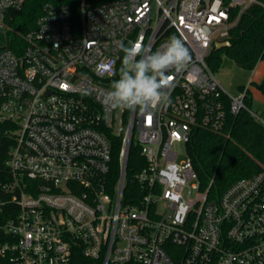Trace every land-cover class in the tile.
Segmentation results:
<instances>
[{
    "label": "built area",
    "instance_id": "2783aa9c",
    "mask_svg": "<svg viewBox=\"0 0 264 264\" xmlns=\"http://www.w3.org/2000/svg\"><path fill=\"white\" fill-rule=\"evenodd\" d=\"M26 1L0 0V33ZM255 3L45 0L20 53L0 49V124L13 141L0 256L13 264H264V161L209 199L187 152L198 127L228 134L229 115L247 108L248 87L231 95L208 57ZM171 37L189 62L166 73L171 103L124 109L115 179L107 133L116 134L118 109L104 94L119 75L120 46L139 41L156 52ZM133 140L145 163L126 194Z\"/></svg>",
    "mask_w": 264,
    "mask_h": 264
},
{
    "label": "trees",
    "instance_id": "16d2710c",
    "mask_svg": "<svg viewBox=\"0 0 264 264\" xmlns=\"http://www.w3.org/2000/svg\"><path fill=\"white\" fill-rule=\"evenodd\" d=\"M44 1L27 0L20 10L9 12L11 29L5 34L0 33V49L9 47L20 53L16 44L22 43L23 35L35 26ZM229 40L230 46L214 48L208 57V64L214 73L228 60L248 70L255 69L264 61V0H259V3L253 4L242 13L231 30ZM119 78L120 72L117 80ZM252 85L264 96V77L260 82H252ZM251 103L252 94L248 88L245 96L247 108L229 115L228 134L198 127L187 143V152L197 172L200 190L208 191L209 199L218 198L233 182L249 177L261 168L264 161V123L251 113ZM126 121L125 116L124 125ZM4 130L5 126L0 124V197L6 194L2 184L10 180L7 160L13 143ZM107 134L113 145L112 175L116 179L120 173L118 163L122 136L114 134L112 130ZM144 163L140 148L136 140H133L127 164L126 194L131 189L132 178ZM83 263H91V260L83 259ZM0 264L13 263L9 256H0Z\"/></svg>",
    "mask_w": 264,
    "mask_h": 264
},
{
    "label": "clouds",
    "instance_id": "9594fccd",
    "mask_svg": "<svg viewBox=\"0 0 264 264\" xmlns=\"http://www.w3.org/2000/svg\"><path fill=\"white\" fill-rule=\"evenodd\" d=\"M129 44L120 46L124 53L120 78L104 94L105 105L114 110L139 107L144 111L171 103L169 93L164 91L171 83L166 73L170 69L183 71L190 59L182 41L171 37L156 52H149L139 41ZM137 56L141 58L137 60Z\"/></svg>",
    "mask_w": 264,
    "mask_h": 264
},
{
    "label": "rangeland",
    "instance_id": "374dc122",
    "mask_svg": "<svg viewBox=\"0 0 264 264\" xmlns=\"http://www.w3.org/2000/svg\"><path fill=\"white\" fill-rule=\"evenodd\" d=\"M218 80L223 87L231 94L238 95L242 87H248L252 94L251 111L264 123V96L254 86L252 82H260L264 77V61H261L255 69L248 70L238 66L236 63L228 60L215 72ZM176 150L180 153V158L184 157V145L177 144ZM199 195V191L193 189L190 197L195 199Z\"/></svg>",
    "mask_w": 264,
    "mask_h": 264
},
{
    "label": "water",
    "instance_id": "95a60500",
    "mask_svg": "<svg viewBox=\"0 0 264 264\" xmlns=\"http://www.w3.org/2000/svg\"><path fill=\"white\" fill-rule=\"evenodd\" d=\"M231 45L230 40L219 41L215 43V49H222ZM124 109H118L116 112V122H115V133L121 135L124 130L123 124Z\"/></svg>",
    "mask_w": 264,
    "mask_h": 264
}]
</instances>
